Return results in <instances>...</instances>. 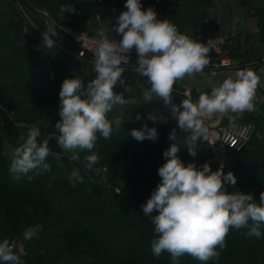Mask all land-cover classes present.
I'll return each instance as SVG.
<instances>
[{
	"label": "clouds",
	"instance_id": "9594fccd",
	"mask_svg": "<svg viewBox=\"0 0 264 264\" xmlns=\"http://www.w3.org/2000/svg\"><path fill=\"white\" fill-rule=\"evenodd\" d=\"M61 7L63 12L76 11L72 5ZM124 7L126 10L117 17L116 25L108 27L109 31L122 37L119 42L108 38L103 25L97 30L99 39L94 42L95 79L86 87L78 77L66 78L62 83L59 92L60 120L55 124L59 132L56 141L62 150L91 151L96 146L97 133L104 139L110 138L113 129L107 114L114 106L127 102L124 93L115 89L120 84L124 92L132 91L122 79L125 71L122 65L128 62L133 49L137 55L134 71L146 77L150 85L143 99L151 102L155 95L178 114L175 119L179 129L190 133L185 139L189 155L195 157L198 142L209 140L205 117L219 114L232 119L231 114L240 116L245 111L255 110L253 102L261 77L250 67L237 70L234 78L229 76L224 79L210 94L201 93L195 103L188 98L179 105L174 104L172 93L175 83L186 76L204 72L205 66L210 63L209 51L215 48L214 40L209 39L204 44L182 34L169 20L158 19L154 8L142 10L141 0H126ZM100 19L98 15L96 20L99 22ZM42 41L48 48L55 45L47 32L43 33ZM136 119L141 117L137 115ZM149 119L156 121L153 117ZM40 135L38 127L29 128L26 140L14 149L9 172L17 181L21 177L31 181L35 175L50 171L51 164L46 162L51 153L49 140L38 142ZM130 135L140 142L158 138L156 128H149L147 124L139 130L132 129ZM169 140H178L175 128L170 132ZM179 151L177 142L163 152L166 163L158 169L161 182L142 205L146 217L156 213L152 218L156 234L151 241L152 254L159 258L167 252L171 255L172 264H177L178 258L185 254L199 261L218 259L232 228H247L248 236L260 239L261 225L264 224V192L260 193L259 203L255 202L251 193H230L226 185L235 186L233 172L225 175L223 166L212 171L207 162L199 168L195 163L185 166L177 155ZM79 159L78 154L69 156V161ZM85 160L95 164L98 155L93 152L85 156ZM69 179L73 185L83 182L76 168L71 171ZM35 235L36 230L31 227L23 232L25 240ZM14 249L13 241L3 239L0 242V262L23 264Z\"/></svg>",
	"mask_w": 264,
	"mask_h": 264
},
{
	"label": "trees",
	"instance_id": "16d2710c",
	"mask_svg": "<svg viewBox=\"0 0 264 264\" xmlns=\"http://www.w3.org/2000/svg\"><path fill=\"white\" fill-rule=\"evenodd\" d=\"M31 1L36 6L47 10L52 18H56L55 15H57L59 11H62V5L72 4V0ZM92 1L94 0H81L79 4L74 3V8H76V11H81L83 8L89 10V5ZM101 1L107 4L110 0ZM261 1L264 3V0ZM204 2L206 3V0H204ZM190 3V0L184 2V10L186 13L191 11L192 7L189 5ZM257 10L259 14V8H257ZM65 11L67 12L69 10ZM262 16L264 18V13ZM259 41L264 44V27L261 29ZM50 70L51 68L42 58L41 54L36 52L33 48L24 47L9 39L0 37V76L10 81L16 78L20 81L25 94L30 95L31 98L37 99L40 104L44 103L49 105L54 103L52 108H55V111L57 110L59 112V92L63 81L58 79V77H52ZM160 107L161 106L153 100L147 102L144 107L132 105L121 113L118 119L119 123L117 124V129H115L111 121L113 117L117 116L118 110L116 106L107 114V118H111L110 123L113 129L110 136L111 141L117 139L115 138L116 136H125L123 138L125 143L122 144L121 148L125 149L129 146L128 149H130L129 151L131 152H135L137 150L135 148L137 147L145 150L138 155H131V157L134 158V162L131 163H127L126 156H120L118 161H120L123 166H121L120 172L128 170L133 166V163L137 166V164L143 165L149 161L153 162L152 168H146V170H149V186L153 191L161 182V177L157 173L158 169L166 163V158L164 156L158 160L160 157L159 154L163 155V152L167 150L172 143H179L180 151L177 155L185 166L191 163L189 158L191 155H189L185 143V139L190 133L183 132L179 127L175 128L168 122L162 124L157 116L153 117L156 118L155 122L149 120L147 123L149 128L154 127L158 132V138L155 141L145 139L140 142L137 140L133 141L131 138L130 133L132 127H134L133 122H136L135 126L138 130L145 125L143 120L136 119L137 115L141 117L142 109H145V111L150 114L152 112H157ZM243 115L247 116L250 118V121H252L254 133L248 142L249 147L241 152L238 160L233 162L232 169L238 167V170H235L234 174L236 177L235 185L244 184V189L247 190L241 189V192L244 193L245 191L246 193H251L255 202L259 203L260 193L264 192V106L255 107L254 111H245ZM174 128L176 129L178 140H170L168 146L164 147V143H161V141H163L161 138L163 135L162 132L167 129L169 130L168 134H170ZM98 135L100 134L98 133ZM134 145L136 146L135 148L131 147ZM158 145L160 147H158ZM118 146L120 147V145ZM206 147L205 141L198 142V151L195 157L198 158L202 153H206ZM137 153L138 151H136V154ZM53 159H55V156L49 155L46 162L51 164L53 170L56 168L58 169ZM4 165L1 159V196L14 202H16V199L20 200L23 198L25 204L29 203V196H39L41 199L44 198L49 202L52 199L51 202H57V205L55 208L49 203L48 207L51 211L56 215H64L62 217H66L65 220L71 222L74 227V231L61 229L56 233V236L47 235L43 239L29 240L25 243L27 249L32 246H56L60 244L63 238H72L76 234L93 238V241H91L93 244L91 245V242L88 244L86 241L85 244L79 246L76 244L71 250L64 253L61 261L58 259L54 260L53 263L65 264L68 257L69 259H74L78 254L85 253L90 246L92 249H99V253L106 259V262L110 264H128L118 260V257H120L118 251H122L120 252V259H124L125 261L131 260L132 264H172L171 255L169 253L164 252L157 258L151 251V241L156 238L155 226L152 223V218L156 213H154L153 216L146 217L143 210L139 208L133 198H125L122 192L113 193L108 189H105L101 196H98L88 189L87 183H89V180L73 185L68 177L61 174L60 169H58V175L52 179H47L50 173L46 171L43 174L35 175L31 181L26 177H21V179L17 181L9 172L10 164L7 163V165H5L6 168ZM144 171L145 170H143V172L141 171V173L137 171V173L133 175L134 177L137 175L143 176ZM116 173H118V171ZM111 181L113 182L114 179L112 178ZM141 184L139 188L142 191ZM153 191L148 195H144L142 198L145 197L149 199ZM228 192L234 193L233 190L230 189ZM132 197L138 196L135 195ZM73 214L74 216H72ZM68 215L72 217H68ZM1 223L2 221H0V226L2 225ZM88 224L96 225L95 227L97 230H90L86 226ZM249 224H251V221H249ZM247 232V228L239 230L234 228L230 229L226 238V247L221 252L218 259L212 258L208 261H199L193 258L194 260L192 261L190 255L185 254L178 258L177 264H264V224L261 225L262 237L260 239L248 236ZM110 239L116 244H119V242L122 243V246H118V249L115 248L116 246L114 249H110ZM84 247H87V249H84ZM116 249L118 254L114 252ZM217 251H219V249H217ZM28 252L29 251L24 254L26 258L31 257ZM44 253H42V255H45ZM95 260L96 259L93 258V261ZM89 261L92 263L91 260Z\"/></svg>",
	"mask_w": 264,
	"mask_h": 264
},
{
	"label": "rangeland",
	"instance_id": "374dc122",
	"mask_svg": "<svg viewBox=\"0 0 264 264\" xmlns=\"http://www.w3.org/2000/svg\"><path fill=\"white\" fill-rule=\"evenodd\" d=\"M80 1L81 0H72V7H74V3L79 4ZM185 1L186 0H141V5L142 10H146L149 7L154 8L157 12L158 19L169 20L176 25L179 32L186 34L201 43H206L212 35H218L223 40V53L227 54L230 58V53L225 50V43H228L232 47L235 46L234 48H236L241 33L252 28H258L261 32V29L264 27V18L262 16L264 13V3L261 0H206V3L204 0H190L191 3L189 5H191L192 8L188 13L184 10ZM125 3L126 0H110L107 4H104L101 0H94L90 3L89 10L83 8L81 11H68L69 18H67V22H64V25H69L74 29L85 30L93 36H97V31L96 33L93 31L96 29L98 30L103 25L106 33H110L111 31L108 30V27L112 28L116 25L117 17L122 11L126 10L124 7ZM257 8L260 10L259 14ZM98 15L101 18L99 22L96 20ZM50 19L53 18L50 16ZM82 23H88L93 31L89 30ZM108 38L110 40L116 39L112 36H108ZM116 40L119 42V39ZM234 51L235 50H233V53ZM129 54L137 58L135 49ZM239 62L234 61V67L228 70L231 71L237 69L236 67ZM129 68H134V66ZM184 89L189 90V88H180L182 92ZM0 96H2L0 97V160L2 159L3 165H7V163L10 164L14 149L26 140L29 128L36 126L40 129L41 135L38 137V142L48 139L49 137L57 138L59 136L55 124L60 120V117L58 111H55V108H52L54 103L49 105L44 103L40 104L37 99L31 98L30 95L25 94L20 81L16 78H13V80L10 81L8 79H3L1 76ZM199 96L200 94L192 95L191 92L190 98L192 101L197 102ZM160 108L157 112H159ZM121 113L122 112L118 111L117 116L113 117L111 120L115 129L118 127L117 124L119 123V120H117V118L119 119ZM233 115L236 116L239 122L248 123L254 127L252 121H250V118L247 116L243 114L242 116H237L236 114ZM212 117L213 115L205 117L204 119L207 128L217 129V126L226 128L229 125L228 123H230L228 116H219L222 117V121L217 119L213 121ZM133 123L135 128L132 127V129H137L135 126L136 122ZM168 132L169 130L167 129L162 132L163 135L161 138L163 141H161V143H164V147L168 146L170 143ZM97 137L96 146L91 151L76 150L75 152H67L63 150L64 152L62 155L55 156V159H53V161L55 160L54 164L60 169L61 174L68 178L73 168L78 169L83 177V182L89 180V183H87L88 189L94 194L101 196L105 189H108L113 193L122 192L125 198H133L142 210V205L146 204L148 200L147 198L142 197L153 191L148 182L149 170H146V168H152L153 162L149 161L150 163L148 162L143 165L137 164V166L133 163V166L128 170L120 172L123 167L120 161H118L120 156H126L127 163H131L134 162V158H132L131 155H138L145 150L139 149V147L135 148V145L131 146L137 149L136 151H138V153L136 154V151H129V146L125 148L128 150L121 148L122 144L125 143L123 141L125 136H116L115 138L117 139L112 141L110 140L111 138L104 139L101 135H98V133ZM131 138L133 141H136L132 136ZM250 138L243 143L239 149L230 148L229 146L227 147V145H224L222 142H217L214 146L213 152L215 153V157L219 160V168L223 166L225 175L229 171L235 174V170H238V167L232 169L233 162L238 160L241 152L249 147L248 142ZM118 145H120V147ZM158 147L160 146L158 145ZM93 152L98 155V161L95 164H89L85 160V156L91 155ZM74 154H78L80 159L78 161H69V156ZM159 156L158 160L162 158L163 155L159 154ZM189 158L191 163H195L198 168L209 161V157L206 153H202L198 158H194L193 156H189ZM58 169L56 168L53 170V168H51L48 172L50 173L48 174L49 178L47 179H52L57 176L59 173ZM143 170H145L143 176L137 175L134 177V173H137V171L141 173ZM117 171L118 173H116ZM112 178L114 179L113 182L111 181ZM140 184L142 186V191L139 188ZM226 188L227 190H233L235 193L241 191V189L243 190L245 187L243 184L235 186L226 185ZM244 193L246 192L244 191ZM135 195L138 197H132ZM29 197V203L25 204L23 198L20 200L16 199V202H14L7 200L0 195V221H2V225L0 226V242L5 238L13 241L15 243L14 250L20 255L23 264H57L53 263V261L58 259L61 261L64 253L71 250L76 244L79 246L85 244V241L88 244L93 241V238L75 234L72 238H63L60 241V244L56 246H32L27 249L25 243L29 240L23 238V232L29 227L36 230V235L33 236L32 239H43L47 235L56 236V233L61 229L74 231L72 223L66 221V217H62L64 215H56L48 207L49 203H51V205L56 208L57 202H51L52 199L49 202L44 198L41 199L39 196ZM72 216H74V214ZM72 216L68 215V217ZM86 226L90 230L96 229V225L88 224ZM116 242L119 241L117 240ZM92 244L93 243L91 242V245ZM120 245L122 246V243L119 242V244H116L110 239V249H114L115 246V248H117ZM84 249H87V247H84ZM117 249L114 250V252L116 254L119 253V256L121 257L120 252L122 251H118L117 253ZM27 251H29L28 253L31 256L29 258L24 256ZM42 253L45 255H42ZM120 257H118L119 261L132 264L131 260H129L130 262L128 260L125 261L124 259H120ZM93 258L96 260L93 261ZM89 260H91L92 263H90ZM191 260H194L193 257H191ZM145 261L142 262L146 263ZM1 264H4V262H1ZM65 264L110 263H107L106 259L102 257L99 253V249H92L89 246V249H87L85 253L78 254L74 259H69L68 257Z\"/></svg>",
	"mask_w": 264,
	"mask_h": 264
},
{
	"label": "crops",
	"instance_id": "0c3cea01",
	"mask_svg": "<svg viewBox=\"0 0 264 264\" xmlns=\"http://www.w3.org/2000/svg\"><path fill=\"white\" fill-rule=\"evenodd\" d=\"M43 11H47L41 7L36 6L31 0H0V37L9 39L22 45L24 47L33 48L39 52L42 58L46 61L47 65L51 68L50 74L52 77H58L61 81L66 78H80L85 87L87 84L95 79L96 73L93 70L94 63L80 60L73 53L62 50L57 44L52 48L43 45L42 35L47 32L50 38L59 43L63 40L57 30L58 24H65L67 22L68 11H59L56 18L51 19V24L46 23L43 17ZM48 12V11H47ZM80 24V23H77ZM89 30H92L88 23H82ZM93 31V30H92ZM97 29L93 32L96 33ZM106 32V31H105ZM107 36H112L116 39L122 37L116 33H106ZM260 31L258 28L245 30L238 38L236 48L225 43V50L230 53L231 59L234 61H241L237 64L235 70H225L216 75H208L205 72L196 74L192 77H185L181 81H177L173 88V103L179 105L184 99L182 90L180 88H189L192 95L201 93H209L214 87L219 86L224 79L232 76L239 69L246 67L252 68L260 77L261 83L257 88L256 97L254 100L255 107L264 106V44L259 41ZM64 41V40H63ZM233 41V40H232ZM66 42V41H64ZM231 43V42H230ZM233 50L234 53H233ZM135 59H137L135 57ZM122 79L126 85L131 86V92H124L123 86L118 84L115 91L123 92L125 95L126 103L124 105H116L119 112L126 111L132 105L138 107L146 106V101L143 99V94L150 88L146 77L138 75L134 68H126ZM84 98V97H83ZM154 102L161 106L159 112L147 113L142 109L141 120L146 124L150 120L147 117H158L162 124L171 123L175 128L178 127V115L171 111V106H165L163 101L153 95ZM198 101V100H197ZM195 103V101H193ZM221 115L214 114L212 120L215 119L222 121ZM232 119L236 116L232 114ZM205 119V118H204ZM118 120V118H117ZM148 120V121H147ZM1 264V262H0Z\"/></svg>",
	"mask_w": 264,
	"mask_h": 264
},
{
	"label": "built area",
	"instance_id": "2783aa9c",
	"mask_svg": "<svg viewBox=\"0 0 264 264\" xmlns=\"http://www.w3.org/2000/svg\"><path fill=\"white\" fill-rule=\"evenodd\" d=\"M43 17L46 19V23L51 22L47 11H43ZM56 28L60 37L66 42L59 40V43L55 42V44H57L62 50L73 53L82 61L85 60L94 63V42L99 39L98 36H93L85 30L74 29L69 25L67 26L64 24H58ZM209 39L214 40L215 48L209 51L208 55L210 63L205 66L204 72L211 76L232 69L234 67V61L227 54L223 53V40L218 35H212ZM207 42L204 44H207ZM135 63V57L129 54L128 62L122 66L126 69L135 66ZM182 95L185 96L186 99L190 98L191 91L184 89ZM228 124L226 128L219 126H217V129L208 128L209 140L205 141L207 147L214 148L217 142H222L224 145H227V147L229 146L230 148L239 149L254 132V127L251 124L239 122L236 119L230 120V123Z\"/></svg>",
	"mask_w": 264,
	"mask_h": 264
},
{
	"label": "water",
	"instance_id": "95a60500",
	"mask_svg": "<svg viewBox=\"0 0 264 264\" xmlns=\"http://www.w3.org/2000/svg\"><path fill=\"white\" fill-rule=\"evenodd\" d=\"M49 147L51 149L50 155L58 156L63 154V150L59 147L56 138L49 137ZM206 153L208 154L209 161L208 164L210 165L212 171H216L219 168V160L215 157V153L213 152L212 147H206Z\"/></svg>",
	"mask_w": 264,
	"mask_h": 264
}]
</instances>
